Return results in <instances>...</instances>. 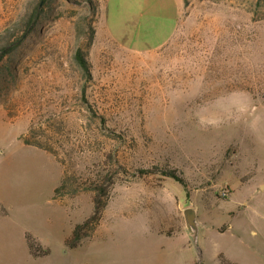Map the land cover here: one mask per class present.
<instances>
[{"label":"rangeland","instance_id":"rangeland-1","mask_svg":"<svg viewBox=\"0 0 264 264\" xmlns=\"http://www.w3.org/2000/svg\"><path fill=\"white\" fill-rule=\"evenodd\" d=\"M39 1L0 0V33ZM91 1L48 0L0 69V264H264V0H93L87 82ZM107 175L100 226L68 247Z\"/></svg>","mask_w":264,"mask_h":264},{"label":"trees","instance_id":"trees-1","mask_svg":"<svg viewBox=\"0 0 264 264\" xmlns=\"http://www.w3.org/2000/svg\"><path fill=\"white\" fill-rule=\"evenodd\" d=\"M48 0H40L35 9L26 13L25 18L22 20L14 22L9 28L0 33V69L5 68L10 71L13 76L14 73L8 66L10 62H13L16 58L17 53L22 48V45L28 38V36L34 32H39L40 19L39 13L43 10V6ZM89 8L92 13V18L88 16L78 19L75 23L76 38H77V49L74 54V60L79 67L83 77L87 82H91L92 77V67L89 59V50L92 48L95 37H96V16L98 12V3L91 1L89 3ZM84 38L88 39V44L86 47L81 45ZM16 75L14 76V78ZM27 145L37 146L42 148L31 141L25 142ZM139 174L142 178L148 176H162L164 178H170L185 186L186 181L180 175L177 169H170L166 167H152L151 169L140 170ZM115 179L112 175H107L106 179L101 183H94L89 190L94 193L93 204L94 212L93 214L84 220L81 224L77 225L73 231L72 236L67 240L66 244L70 248H77L80 244L92 239L93 235L100 226L105 212L111 203V186H114ZM110 184V185H109ZM79 190H73L77 193ZM67 181L64 180L62 185L55 191L56 197L60 198L62 195L68 194ZM86 232H90L86 235ZM29 247L32 251L41 249L43 255H48L49 250H43L42 247L33 239L28 236ZM224 263H228L224 260ZM201 264V263H199ZM230 264V263H228Z\"/></svg>","mask_w":264,"mask_h":264},{"label":"water","instance_id":"water-1","mask_svg":"<svg viewBox=\"0 0 264 264\" xmlns=\"http://www.w3.org/2000/svg\"><path fill=\"white\" fill-rule=\"evenodd\" d=\"M186 217H187L188 224L191 227V225L194 224V210L193 209L187 210Z\"/></svg>","mask_w":264,"mask_h":264},{"label":"crops","instance_id":"crops-1","mask_svg":"<svg viewBox=\"0 0 264 264\" xmlns=\"http://www.w3.org/2000/svg\"><path fill=\"white\" fill-rule=\"evenodd\" d=\"M107 211V210H106ZM187 223H188V221H187ZM194 223H195V217H194ZM189 225V224H188ZM190 227V226H189ZM221 259H222V262H223V264H225L224 263V258H223V256H221ZM226 261V260H225ZM228 262V261H227ZM230 263V262H229ZM199 264V263H198Z\"/></svg>","mask_w":264,"mask_h":264},{"label":"built area","instance_id":"built-area-1","mask_svg":"<svg viewBox=\"0 0 264 264\" xmlns=\"http://www.w3.org/2000/svg\"><path fill=\"white\" fill-rule=\"evenodd\" d=\"M225 196L227 197V193H225Z\"/></svg>","mask_w":264,"mask_h":264}]
</instances>
